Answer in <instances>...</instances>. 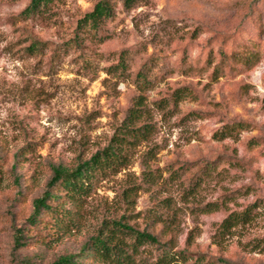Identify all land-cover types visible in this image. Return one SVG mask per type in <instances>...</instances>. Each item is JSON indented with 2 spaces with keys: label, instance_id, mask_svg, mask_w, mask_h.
<instances>
[{
  "label": "rangeland",
  "instance_id": "obj_1",
  "mask_svg": "<svg viewBox=\"0 0 264 264\" xmlns=\"http://www.w3.org/2000/svg\"><path fill=\"white\" fill-rule=\"evenodd\" d=\"M29 1L0 0V264H48L121 214L166 241L139 245L140 264L163 249L170 264H264V0H109L108 17L79 28L97 0L27 15ZM250 49L255 63L236 59ZM137 99L146 136L125 141L126 163L82 196L79 226L16 244L51 164L72 167L129 136ZM246 207L250 218L221 235L222 219Z\"/></svg>",
  "mask_w": 264,
  "mask_h": 264
},
{
  "label": "trees",
  "instance_id": "obj_2",
  "mask_svg": "<svg viewBox=\"0 0 264 264\" xmlns=\"http://www.w3.org/2000/svg\"><path fill=\"white\" fill-rule=\"evenodd\" d=\"M51 0H30L22 9L27 15L41 11ZM112 13V4L109 0H97L92 8L84 13L78 22V28L90 25L98 26L99 23ZM35 47V43L31 44ZM236 59L244 64H253L257 60L256 51L250 49L235 54ZM141 100L137 99L127 108L122 127L129 136L113 134L109 142L97 149L87 158L79 160L74 166L67 167L61 163L51 164V175L45 182L42 192L33 197L32 208L25 218V225L15 227L14 239L16 244H27L30 239L48 242L49 235H60L76 229L81 219L80 199L88 194L95 179L107 172H116L126 163L127 152L124 142L136 143V139L146 136L145 124H138L142 116ZM233 128L234 126H230ZM224 126L221 131H227ZM0 155V164L2 161ZM191 181H193L191 183ZM197 178H191L190 184L195 185ZM124 192V191H123ZM69 204V205H68ZM250 209L232 211L220 223V234L240 221L249 219ZM157 221L166 220L169 214L156 212ZM125 214L118 218L104 220L96 234L89 236L76 252L61 253L48 264H140L135 260L134 254L137 247L144 242L165 244L158 234L147 229H138L125 219ZM133 237L126 240V237ZM131 250V251H130ZM171 253L163 249V253L154 260V264H170ZM217 261H227L218 257ZM188 264H216V261L203 256H197Z\"/></svg>",
  "mask_w": 264,
  "mask_h": 264
}]
</instances>
